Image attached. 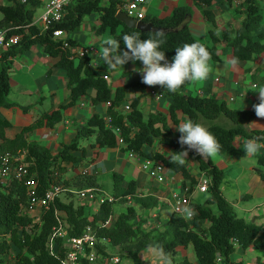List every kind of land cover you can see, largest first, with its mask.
Returning a JSON list of instances; mask_svg holds the SVG:
<instances>
[{
	"label": "trees",
	"instance_id": "obj_1",
	"mask_svg": "<svg viewBox=\"0 0 264 264\" xmlns=\"http://www.w3.org/2000/svg\"><path fill=\"white\" fill-rule=\"evenodd\" d=\"M8 1V4L0 5V29H9L8 36L17 35L20 39L17 44L0 51V108L16 106L7 98L10 91L8 70L13 58L33 45L41 46L48 56L58 57L55 66L65 71L69 96L65 103L42 113L12 138L5 136V130L11 126L10 122L0 115V157L6 153L12 155L24 152L29 176L33 175L35 178L37 195H42L54 183H61L66 190L62 196L56 197L43 209L39 221H34L33 217L22 213L29 200L24 183L13 180L6 185H0V264H3L4 256H8V251L12 248L14 250V247L17 254L9 264H61L67 250L64 246L66 238L54 237V254L50 253L48 245L49 239L60 225L65 229L67 237H78L89 226L97 237L98 251H112L111 253L117 254L121 260L127 259L130 264H145L140 252L148 249L160 252L164 263L173 264H243L232 259L236 247L242 250L253 247L264 253V223L257 225L237 216L221 192L223 170L211 158H202L195 151L190 150L188 157L197 162L199 172L210 180L207 197L203 202L192 203L195 214L190 220L172 214L161 228L145 229V220L139 218L133 205H128L124 212L111 219L109 226H103L113 215V203L116 201L127 202L129 197L144 209L157 205L155 197L137 195L136 181L130 180L124 185L123 176L114 172L112 200H104L89 219L85 214V205L77 202L74 191L88 187L99 188L95 177L80 173L70 182L62 181L60 177L66 170L63 163L73 166L83 163L86 149L81 145L82 141L94 137L91 147L115 148L118 146L117 137H121L122 151L160 162L168 170L180 174L184 186L187 182L189 184L187 192L191 193L197 179L190 174L186 162L183 165L171 163L170 156L153 150L145 152L144 148L158 144L176 152L186 150V146L182 148L178 143L181 134L173 137L169 128V123H179L177 111H180L187 120L204 125L215 136L221 145L218 155H237L233 141L238 136L264 143V130L249 128V123L256 117L252 106L259 102L258 99L252 102L249 109L240 110L230 108L225 101L212 96H186L180 92H163V96L170 97L167 113H150L145 119L139 107L138 97L132 99L128 112L121 113L117 108L125 100L127 86L117 87L115 92L111 93L107 81L108 70L105 67H91L87 54L81 57L74 54L73 58H69L71 54L62 49L61 41L53 39L51 30L41 32L37 25L32 24L36 9L42 5L41 0ZM213 1L193 0L195 5L207 7L201 9V13L212 24L215 23V17L208 7ZM226 1L230 3L232 0ZM119 5V0H76L66 7L63 20L53 28H61L68 33L77 31L86 15L97 13L98 25L93 27L95 34L100 35L108 30L113 38L120 39L123 34L135 29L141 33L142 40L148 39L153 31L142 32L129 28L116 19ZM236 11L243 15L240 27L223 30L221 37L226 41V45L232 48V59L238 62L249 61L264 51V43L261 42L264 35H255L262 18L261 8L258 0H241ZM189 14L188 7H179L167 17L146 15L142 21L151 23L165 32L166 43L161 46V50L165 52L167 59L175 56V49L184 44L200 43L210 53V60L220 61L216 48L219 39L211 34L214 45H207L195 39L187 27ZM68 41L72 45L78 44L70 38ZM124 50L125 46L120 39V51ZM131 86L144 90L142 84L132 83ZM90 89L95 90L93 104H108L105 114L110 119V126L99 114L91 115L82 125L76 127L74 137L69 143H63L56 154L36 141L27 139V134L33 130L53 128L62 120V111L74 106ZM21 109L26 111L27 107ZM220 119H225L227 123H217ZM113 127L120 129L118 136ZM256 163L261 168L258 174L264 182V151L256 156ZM212 206H215L216 212ZM103 240L108 242L102 243ZM188 246L193 248L196 263L186 257L176 261L177 248ZM256 264H264V259H258Z\"/></svg>",
	"mask_w": 264,
	"mask_h": 264
},
{
	"label": "crops",
	"instance_id": "obj_2",
	"mask_svg": "<svg viewBox=\"0 0 264 264\" xmlns=\"http://www.w3.org/2000/svg\"><path fill=\"white\" fill-rule=\"evenodd\" d=\"M7 1L8 0H0V5L8 4ZM41 1L43 7L45 0ZM240 1L241 0H232L228 3L226 0H214L208 7L215 17V23L212 24L201 13V9L207 7L203 6V8H201L195 5L193 0H146L145 13L152 17L164 18L169 16L175 8L188 7L190 9V14L187 19V27L191 35L198 41L207 45H214L211 34L219 39L216 43V48L220 56V61H209L212 69L209 77L202 82L185 83L177 92L186 96H212L218 100L225 101L228 107L240 110L249 109L252 102L258 99L259 93L256 92V90L260 87H264V84H262L264 81V51L252 60L238 62L233 66L228 63L232 60L233 50L226 45V41L221 37V32L223 30L240 27L243 15L237 12V8H235ZM258 3L261 8L262 18L259 27L256 29L255 35L259 33L264 35V0H258ZM1 17L2 15H0V18ZM94 25H98V19H96ZM83 29H89L93 32L92 36L88 39V43L90 46L96 47L97 53L91 54L92 58L89 56L90 64H99L108 70L107 81L111 93H114L117 87L127 86L125 90V100L117 109L121 113H126L124 105L130 104L132 99L138 97L139 107L145 119L150 113H167L170 97L163 96L161 93L168 91L160 86L149 87L142 83V76L138 72V70L143 67L142 62L136 61L133 63L129 61L124 65V68L116 67L113 69L107 67L100 59L98 50L101 49L106 39L113 37L105 32L100 35L95 34L92 24L90 23L84 25ZM70 33L72 34V32ZM70 33H68L69 38L77 41L80 45L81 39L72 38ZM261 42L264 43V38ZM173 57L174 56H171L167 60L172 62ZM57 61L58 57L46 55L39 45H33L26 52L13 58L11 67L8 70L10 84L8 98L9 101L15 103L16 106L11 108H0V115L11 124V126L5 130L6 137H14L22 127L30 125L42 113L49 112L57 108L59 104L65 103L69 96L67 77L63 69L55 66ZM132 83L144 85V90L134 89L131 86ZM139 87H141V85ZM12 90L15 93H11ZM150 91H155L160 97L156 98L152 96ZM94 96L95 90L90 89L84 96L77 100L74 106L62 111V120L53 128L43 127L33 130L27 134V139L36 141L49 148L53 154H56L61 149L63 143H69L74 137L76 127L82 125L91 115L99 114L106 119L105 113L108 104L101 102L93 104L92 98ZM21 107H27V110L23 111ZM2 113H4V115ZM177 117L179 121L177 125L169 123V128L173 137L178 136L179 132L177 131V126L181 122L187 121L180 111H177ZM249 128L264 130V119L256 116L249 123ZM245 141H247V139L239 136L234 139L233 144L237 149V155H216L215 157H211V160L222 170L225 166L232 165L237 168L238 173L234 178H231L230 175L226 177L227 179L223 177L221 183L222 195L231 206L233 204L238 206L239 202H243L244 199L250 198L252 202L242 207L239 206L245 213L243 217L246 220L243 219L261 225L264 223V182L258 174V170H261V168L256 163V156L263 152L264 148H261L254 156L246 155L243 150ZM93 142L94 137L82 141L81 145L86 149V157L80 166L63 163L66 170L61 174V180L70 182L83 170L87 171V174L95 177L99 185L98 189L100 190H102L100 179L104 176H110L112 180V174L114 172L123 176L124 185L130 180H134L137 184V195L153 196L157 199V205L153 208L144 209L132 199L133 204L130 205L136 208L138 215L139 212H141V216L139 215L140 219H144L148 224L154 225L153 228H161L173 214L171 209L172 194H182L185 189L189 188L188 182L185 183L184 186L180 174L174 173L167 168V173H165L166 179L163 183H158L150 178L148 179V177L145 175L143 176L139 172L137 178L133 176L135 166H137V170L141 171V169L140 166H138V160L135 154L128 157L129 152L120 149L123 146L122 144H118L115 148H101L97 146L89 148ZM149 150L161 152L164 156H170L172 149L167 146L155 144L152 147L147 146L144 148L145 152ZM89 151L91 154L88 157ZM241 158L254 159L253 163L246 166L240 161ZM185 162L187 163L190 174L196 177L197 182L198 179L205 176L199 172L198 164L193 158L187 156ZM196 186L197 183L193 186L192 192L188 193L192 203H195L193 199L197 193ZM225 193L233 199V202L228 200ZM127 199L129 200L130 198L128 197ZM84 205L85 214L91 219L92 215L97 211L98 206L95 204ZM153 214H156L155 218H152ZM115 218L111 216L110 219L113 220ZM187 248L179 247L177 248V253L183 251L181 254L183 257H186ZM249 248L251 249L253 247ZM235 250H240V248L236 247ZM140 257L143 260L144 257H152V259L161 258L157 264H163L161 255L152 249L140 252ZM234 261L240 260L234 258ZM151 264H154V261Z\"/></svg>",
	"mask_w": 264,
	"mask_h": 264
},
{
	"label": "built area",
	"instance_id": "obj_3",
	"mask_svg": "<svg viewBox=\"0 0 264 264\" xmlns=\"http://www.w3.org/2000/svg\"><path fill=\"white\" fill-rule=\"evenodd\" d=\"M20 2H25V0H19ZM76 0H46L43 6L42 13L37 17H33L32 24L37 25L41 32L51 30L53 39L62 42V49L69 51L73 58L74 54L77 57L83 55L96 54L97 49L95 46L82 47L79 44L72 45L69 43L68 32L61 28H53L57 23H60L63 20L65 15V9L67 6L72 5ZM119 10L125 13L128 17L141 21L146 13V0H119ZM9 29H0V50H6L12 45L18 43L20 37L17 35H7ZM92 65V64H91ZM152 96L159 98L160 95L155 91H150ZM125 112L130 110L129 104L124 105ZM110 126L109 117L105 119ZM115 134L118 136L120 129L113 127ZM47 136V135H45ZM118 144H123L121 137H117ZM132 153V152H131ZM24 152H18L16 154H4L0 157V185H6L10 181H22L27 187V196H28V206L22 210V213H26L33 217L34 221H39L40 215L44 208L53 201L56 197H60L65 193V188L61 183L51 184L50 187L42 194L37 195L35 192V178L33 175L29 176V171L27 168V163L24 162ZM133 156V154H130ZM140 169L143 172H146L150 179L163 183L166 179L164 170L166 169L160 162L144 158L143 162L140 164ZM81 174H87V171H82ZM210 180L208 177L204 176L198 179L197 190L201 193H206L209 186ZM188 189H185L182 194L173 193L172 194V204L171 209L172 213L181 216L178 213V209L189 206L192 208V202L187 192ZM77 201L81 204H95L99 206L104 200L111 201L112 198L102 197L101 190L98 188L88 187L80 190L74 191ZM156 214L152 215V218H155ZM187 220H190L191 217L182 216ZM111 219H108L103 226H109ZM145 229H153L154 225L148 224L147 221L143 224ZM64 237V246L66 247V253L64 258L61 260V264H120L121 259L117 254L108 252H101L96 249L98 243L97 237L95 236L92 229L88 226L85 228L83 233L78 237H67L66 231L62 225L58 227L56 232L49 239V249L50 253L54 254L53 244L54 237ZM108 242L103 240L102 243ZM10 253L15 254L11 251ZM1 258V255H0ZM9 257L4 256L3 264H9Z\"/></svg>",
	"mask_w": 264,
	"mask_h": 264
},
{
	"label": "clouds",
	"instance_id": "obj_4",
	"mask_svg": "<svg viewBox=\"0 0 264 264\" xmlns=\"http://www.w3.org/2000/svg\"><path fill=\"white\" fill-rule=\"evenodd\" d=\"M240 3L241 1L235 8L239 7ZM150 33L152 34L146 40H142L141 33L135 29L123 34L120 39L126 50L122 53L120 52V39L108 38L98 50V55L104 65L113 69L124 68L129 61L142 62L143 67L138 70L142 76V83L149 87L160 86L173 94L179 91L185 83L202 82L209 77L212 71L209 64L211 55L205 46L200 43L184 44L175 49V56L172 62H169L165 52L161 50V46L166 43L165 32L160 29ZM228 63L235 66L238 61L232 59ZM99 66V64L91 65L93 68ZM256 92L259 93V102L252 107L256 116L264 119V87L258 88ZM177 131L181 134L178 143L182 148L186 146V150L178 153L172 152L171 163L183 165L190 150L195 151L202 158L215 157L221 150V145L215 136L202 124L194 123L189 119L181 122L177 126ZM261 148H264V143H259L255 139L247 140L243 144L246 155L254 156ZM177 211L181 216L191 217L195 214L194 209L189 206H184Z\"/></svg>",
	"mask_w": 264,
	"mask_h": 264
},
{
	"label": "rangeland",
	"instance_id": "obj_5",
	"mask_svg": "<svg viewBox=\"0 0 264 264\" xmlns=\"http://www.w3.org/2000/svg\"><path fill=\"white\" fill-rule=\"evenodd\" d=\"M7 2H9V1H7ZM42 11H43V7L41 5L35 11V14H34L35 18H37L42 13ZM0 15H1V12H0ZM96 19H98V14L97 13H92V14L86 15L83 18V22H82V25L79 28V30L72 32V34L70 33L72 38L74 37V38H80L81 39L80 45L82 47H88L89 46L88 39L93 34V32L91 30H89V29L88 30L87 29H83L84 25L90 23V24H92V27H94V26H96V25H94ZM105 33L108 34V35H110V33H109L108 30ZM83 38H86V39H83ZM89 56L92 58V55L91 54H89ZM13 92L14 91L12 90L11 93H13ZM7 98H8V96H7ZM8 100H9V98H8ZM2 114L4 115V113H2ZM216 122L219 123V124L220 123H222V124H226L227 123V121L225 119H220V120H217ZM89 148H92V147L90 146ZM172 152H176V151H172L171 150V152H170L171 155L173 154ZM176 153H178V152H176ZM90 154L91 153L89 151L88 157L90 156ZM128 154H129L128 157H130V154H133V153L129 152ZM136 157H137V160H138V166H140V164L143 162L144 158L141 157V156H138V155H136ZM253 159L254 158H252V159H250V158H246V159L241 158L240 161L242 162V164L248 166L251 163H253ZM223 170H224V174H225L224 177L225 178L227 176H229V175L231 176V178H234L237 175V173H238L237 168L234 165H232V166H225L223 168ZM141 171L140 170H137V166H135V169L133 171V176H135V177L138 178L139 173H141L143 176L145 175L149 179L148 174L146 172H143V171L141 172ZM165 173H167L166 169L164 170V174ZM100 182L102 183V186H101L102 190H101V193H100L102 195V197H104V198L111 197L112 194H113L111 177L110 176H104L103 178L100 179ZM188 186H189V184H188ZM225 196L228 198V200H230V202H233V199L230 196H228L227 193H225ZM206 197H207V194L206 193H201V192H199L197 190L196 196H194V199L193 200H194V202H203L206 199ZM250 202H252L250 200V198H247V199H244L243 202H239V205L238 206L235 205V204L232 205L233 206V210L235 211V213L237 214L238 217L244 218L243 216L245 214L244 211H243V209H240L239 206L242 207V206H244L246 204H249ZM130 204H133V201L131 199H129V200L127 199V202H120V201L114 202L113 203V215H112V217L115 218V217H117V215L119 213L124 212L126 210L127 206L130 205ZM212 209H213L214 212H216L215 206H212ZM139 215L141 216V212H139ZM250 222H252V221H250ZM12 251H14L15 254H12V253H10V251H8L9 261H12L15 258L16 254H17L15 247H14V250L12 248ZM110 252H112V251H110ZM181 252H183V251H181ZM181 252H178L175 255V260L176 261H180L183 258V255L181 254ZM158 254L161 255L160 252H158ZM263 256H264V253H263L262 250H259V249H256V248H251V249L250 248H247L246 250H242V249L235 250V252L232 254V259L234 260V258H237V259H239L244 264H256L257 259H260V260H263L264 259ZM161 257H162V255H161ZM186 258H188L191 262L196 263V257H195V254H194V251H193L192 246H188ZM159 260H161V258L152 259V257H149V258L144 257L145 264H151V263H153V261H154V264H157V262ZM162 263L163 264H173L172 262L164 263L163 257H162ZM120 264H130V262L127 259H122Z\"/></svg>",
	"mask_w": 264,
	"mask_h": 264
},
{
	"label": "water",
	"instance_id": "obj_6",
	"mask_svg": "<svg viewBox=\"0 0 264 264\" xmlns=\"http://www.w3.org/2000/svg\"><path fill=\"white\" fill-rule=\"evenodd\" d=\"M115 17L118 21H120L122 24L129 28H136L142 32L144 31H157L160 30V28L154 27L151 23H145L142 21H136L130 17H128L125 13L123 12H117L115 14Z\"/></svg>",
	"mask_w": 264,
	"mask_h": 264
}]
</instances>
